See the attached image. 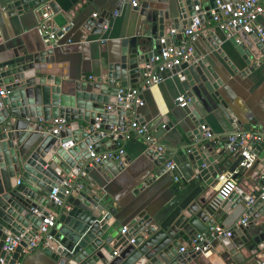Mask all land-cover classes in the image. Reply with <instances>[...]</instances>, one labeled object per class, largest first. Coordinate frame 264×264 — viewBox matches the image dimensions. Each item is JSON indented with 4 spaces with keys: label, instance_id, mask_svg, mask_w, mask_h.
<instances>
[{
    "label": "water",
    "instance_id": "water-1",
    "mask_svg": "<svg viewBox=\"0 0 264 264\" xmlns=\"http://www.w3.org/2000/svg\"><path fill=\"white\" fill-rule=\"evenodd\" d=\"M43 1L9 0L7 8L20 13ZM47 3L52 14L58 11L53 1ZM194 6H199V11L207 10L214 6V0H140L135 6L133 35L120 39L117 60L108 62L103 77L88 88L70 85L48 70L47 51L51 49L42 45L35 49L14 38L0 41V84L7 90L0 97V257L5 264H15L40 221L32 210H41L48 193L57 186L61 204L55 208V224L47 232L49 244L40 248L45 257L41 264H242V251L252 254L263 247L264 129L258 130L263 138L255 146L257 159L250 176V190L261 191L263 197L253 195L254 201L247 205L250 195L236 186L212 208L208 205L211 196H205L213 180L225 170L232 172L239 159L237 152L225 148L226 136L220 140L202 136L205 131L210 133L206 120L216 121L222 116L233 126L239 123L219 91L218 69L209 54L220 53L219 39L210 32L204 41V54L195 50L189 60L160 73L161 77L177 76L185 100L180 110L171 111L180 129H185V138L162 152L154 147L144 152L155 167L153 176L165 172L166 160L173 162L178 181L167 197L151 209L139 211L121 234L115 203L86 182L92 167L109 176L125 164L123 156L119 164L110 158L91 163L86 146L91 143L95 153H102L99 142L109 151L111 141H122L117 131H110L133 117L121 108L123 101L115 100L116 91L122 89L120 96H124L128 89L139 86L148 58L165 45L163 39L170 36V29L179 32L180 19L190 21L197 13ZM198 17L200 22L209 19L207 13ZM94 18L85 23L84 31L101 30L104 17ZM234 31L236 38L229 42L246 64L254 67L250 59L264 60V39L240 27ZM56 117L63 119L64 126L52 134L50 120ZM163 120H167L166 115L155 118L150 131L165 124ZM95 123L97 129L91 130ZM98 130L109 134L102 138ZM68 140L73 144L63 148ZM70 174L74 178L63 194L60 183ZM242 214L247 217L246 224L235 227L229 236L209 239L204 250L180 251L181 243L187 245L196 233L205 232L213 224L228 228ZM6 234H22L10 255L1 250ZM233 234L238 236L236 243L230 241Z\"/></svg>",
    "mask_w": 264,
    "mask_h": 264
},
{
    "label": "crops",
    "instance_id": "crops-1",
    "mask_svg": "<svg viewBox=\"0 0 264 264\" xmlns=\"http://www.w3.org/2000/svg\"><path fill=\"white\" fill-rule=\"evenodd\" d=\"M58 11L46 21V28L60 34L58 44L47 51L50 72L57 74L70 85L78 84L88 88L103 77L108 62L117 60L120 49V39L133 35L137 12L128 0H51ZM9 0H0V41L17 39L24 44L36 48L42 45L41 38L35 30L36 16L34 9L20 13L7 8ZM140 0H138V3ZM137 3V4H138ZM163 7V4H157ZM102 15L104 22L99 32L84 31V25L92 17ZM184 19L179 21V32L174 37L164 38L165 45L178 39L181 30L186 26ZM264 30V16L260 14L254 22ZM65 26L66 30L59 29ZM212 33L219 39L217 48L220 53H209L211 61L217 66L219 91L223 100L232 111L239 123L232 125L228 119L220 116L219 120H206V129L215 140L228 136L235 130H260L264 129V60L250 59L254 67L246 64L235 51L229 39L236 38V33H226L218 29L209 19L205 18L201 23V32L193 41V54L195 50L204 54V44L208 33ZM225 57L230 65L223 59ZM91 76V79H88ZM183 94L177 83L175 74L165 75L155 86L144 88L140 91L142 106L133 105L129 113L137 120L150 122L155 118L166 115L167 120L164 128L154 127L151 130L156 142L163 147H175L185 138L184 132L174 120L172 110H180L174 103L173 98ZM172 125L167 126V122ZM162 130V133H160ZM204 136V134H202ZM111 150L121 148L125 164L114 175L96 171L93 167L87 172V183L99 188L102 193L108 194L116 205L115 219L123 227H126L130 220L142 210L151 209L154 205L163 201L174 181L172 174L161 173L153 176L155 168L151 160L144 154L147 146L139 137H129L121 142L111 141ZM98 147L101 151L106 150L102 142ZM90 166V164L88 163ZM251 171L238 170L235 172L236 185L250 197L259 194V191H251ZM227 170L218 175L207 188L205 196L208 198L222 180ZM153 176V177H152ZM151 181H145L151 178ZM73 179L74 175L70 174ZM261 192V191H260ZM39 205V204H38ZM66 208V207H65ZM42 209L55 212V209L46 203ZM244 216V214H242ZM237 220H235L236 222ZM231 226V225H230ZM229 226V227H230ZM7 232V231H6ZM230 241L238 242V236L233 234ZM181 246H185L181 243ZM209 252L203 254L206 256ZM242 264H255L257 259L264 257V245L256 252L250 254L242 251ZM45 259L40 248L27 251L22 248L18 254V264H41Z\"/></svg>",
    "mask_w": 264,
    "mask_h": 264
},
{
    "label": "built area",
    "instance_id": "built-area-1",
    "mask_svg": "<svg viewBox=\"0 0 264 264\" xmlns=\"http://www.w3.org/2000/svg\"><path fill=\"white\" fill-rule=\"evenodd\" d=\"M130 6L135 7L138 0H128ZM193 10L195 13L186 26L181 30V37L173 40L170 44L164 45L159 49L158 52L153 53L145 65V72L142 73L140 83L138 87L128 89L124 96H120L123 92L122 89H118L115 93L116 101H123L121 108L130 110L133 105L142 106L143 102L140 99V91L144 88L155 86L161 79L160 73L166 69H170L182 62L189 60L193 54V41L196 39L199 32H201V23L198 14H208L209 20L220 30L231 33L235 32V27H240V29L246 33L255 32L260 40L264 39V30L259 26L254 24L256 17L264 12V0H237L222 1L214 0V6L208 8L207 10L199 11V6H194ZM34 14L36 16L35 30L41 38L42 46L44 49H51L58 44V37L60 34L54 31H49L46 28V21L52 16L50 8L48 6L47 0H44L36 8H34ZM96 13H92V17H96ZM66 30L65 26H62L59 31L63 32ZM175 29H170V38L174 37L176 34ZM91 79V76H88ZM7 93V90L3 85L0 84V97H3ZM174 103L178 107L185 105V100L182 94L176 95L174 98ZM111 108V106H107ZM52 127L50 128V133L56 134L64 126V121L62 118L56 117L50 120ZM153 124V120L150 122H140L133 117L132 120H126L124 125L119 127H112L111 133L117 131L120 134L121 140H125L129 137H139L146 144L147 148L154 147L158 152L164 151V147L156 142L155 137L149 129V126ZM165 124H161L160 128H163ZM97 129V123H95L91 130ZM100 137L104 138L109 133L98 130ZM205 137L211 136L210 133L204 132ZM262 134L256 130H235L228 136H226L225 148L231 152H237L239 159L237 161L236 167L232 172L227 171L219 185L215 189L214 193L208 200V205L215 208L223 199L227 198L235 189L236 179L233 174L238 170L247 171L250 170L257 159V154L254 151L255 146L262 140ZM72 140H68L61 146L63 148L70 147L72 145ZM88 151V156L91 163H96L102 159L110 158L115 160L118 164L121 162L119 157L123 156V150L119 147L116 150H104L102 153H95L94 148L91 143L86 146ZM90 164V163H89ZM164 171L172 174L174 181L178 180V176L174 173V164L171 160H166L164 163ZM71 178L60 183L62 187V193L66 194L67 189L70 186ZM60 191L59 186L53 187L48 193L47 203L52 205L55 209L61 204V199L56 196V193ZM256 197H263V193L255 195ZM255 196L250 197L246 204H251ZM45 211V213H43ZM32 212L40 218L39 224L34 231L33 235L30 236L25 242L27 251H31L36 248L47 247L49 242L46 240L48 237V230L55 224V212L47 211L41 209ZM247 222L246 215L242 216L241 219L234 222L230 227L225 228L219 224H213L208 227L205 232L196 233L195 236L189 241L185 246L180 247V251L189 249L190 251L204 250L206 248L207 241L209 239L216 238V236L221 235L227 237L230 235L231 230H233L238 225H245ZM126 227L120 229V233L126 232ZM6 233V231H4ZM22 240V234L19 235H9L6 234L3 243L1 245V250L4 254L10 255L14 248ZM132 239H129L131 242ZM204 242V244H203ZM0 264H5L4 257H0ZM15 264H18L15 262ZM255 264H264V258H259Z\"/></svg>",
    "mask_w": 264,
    "mask_h": 264
}]
</instances>
